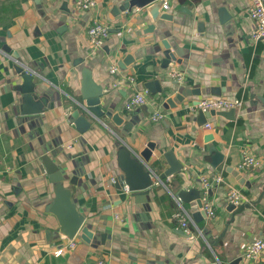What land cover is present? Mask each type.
<instances>
[{
  "label": "crops",
  "instance_id": "crops-1",
  "mask_svg": "<svg viewBox=\"0 0 264 264\" xmlns=\"http://www.w3.org/2000/svg\"><path fill=\"white\" fill-rule=\"evenodd\" d=\"M11 1L16 2L18 13L9 7ZM123 1L96 0L92 8L75 11L72 0H3L0 264H264V252L255 259L243 254L249 242L264 237V196L230 220L227 185L213 184L208 193L213 216L198 221L191 216L184 228L173 216L180 206L189 208L177 192L195 187L201 193L202 175L221 172L227 183L248 193L246 201L256 198L264 184V102L260 99L264 98V38L254 41L250 36L253 21L248 0H166L163 10L169 18H158L151 31H145L151 21L145 8L114 13ZM94 15L110 26L101 48H93L86 34ZM163 39L176 59L165 62ZM129 54L134 60L121 69L118 60ZM17 63L40 75L37 98L45 97L47 102L29 120H22L20 113ZM112 63L117 65L115 72L110 70ZM83 65L103 86L101 106L131 122L129 128L107 116L101 120L89 114V128L83 132L75 128L69 116L81 100ZM129 75L133 81H120ZM152 78L159 79L166 91L148 92L144 104L126 109L130 95L145 89L144 82ZM184 87L197 88L200 94H186L175 107L164 108V98ZM216 96L239 98L242 105L235 108L234 118L207 113L202 121L193 100ZM156 108L165 116L152 121L149 114ZM122 138L134 152L154 142L147 164L157 174L170 167L164 156L168 150L183 166L154 180L141 194L118 188L114 177L121 172L116 152ZM211 145L223 154L216 167H210ZM245 150L261 159L259 167L237 168ZM45 156L61 174L75 176L76 184L53 180ZM226 166L239 170L250 187L240 185ZM59 189L67 191L71 201L75 199L93 235L84 241L76 234L74 247L55 254L69 239L59 229L56 213L62 206L55 202Z\"/></svg>",
  "mask_w": 264,
  "mask_h": 264
},
{
  "label": "water",
  "instance_id": "water-1",
  "mask_svg": "<svg viewBox=\"0 0 264 264\" xmlns=\"http://www.w3.org/2000/svg\"><path fill=\"white\" fill-rule=\"evenodd\" d=\"M39 1V0H38ZM165 0H124L122 4L113 8L115 14L122 10H130L133 7L145 8V11L149 13L151 21L147 24L145 31L153 30L155 22L158 18H169L168 12L163 10ZM62 8L67 10L66 6ZM164 44V49L162 50L164 54L165 62L170 59H176L174 52L170 48L169 43L166 40H162ZM3 49L9 50V48L3 45ZM83 58H80L82 61ZM134 58L132 56L126 55L124 58L118 60V66L123 69L127 64L132 62ZM177 61H179L177 59ZM77 62V61H76ZM15 72H17L21 78V82L16 85V89L21 94V102L19 103L20 113L24 118L22 120H29V115L38 113L46 108L47 102L45 97H38L37 84L39 80V74L33 70V68L26 66L21 63H17L15 66ZM81 83H80V96L77 102V107L70 112V120L73 122L75 128L79 132L85 131L89 128L91 122L88 119V114L91 117L102 118L107 116L113 120L116 124H123L124 128H129L131 122H123L124 118L117 112H111L110 110H104L101 106V96L103 95V86L98 84L93 80L91 68L87 65H83L80 69ZM37 78V79H34ZM143 86L151 95L163 94L166 89L162 88L159 79L152 78L144 82ZM186 94H200L197 88L184 87L171 96H166L162 101L164 108L175 107L178 103L182 102ZM36 98L38 100H36ZM264 102V98H260ZM198 100H193V104H196ZM83 111L84 113H81ZM235 108L229 109H209L208 111H203L199 108L198 114L202 116V121L206 120V115L208 114H220L226 117L234 118ZM120 136V135H119ZM123 137V136H120ZM122 144L118 147L116 152L117 164L120 169L119 176L114 177L115 186L118 188H127L129 191H138L139 194L146 191V189L154 184L155 179L162 180L165 176L172 174L176 170L180 169L183 164L177 162L172 151L168 150L164 152V156L170 163V167L166 168L162 172L156 173L155 170H151L148 166V161L152 154L154 148V142L148 141L146 146L139 152H134L127 146L124 139L122 138ZM210 151L213 153V159L211 161L210 167H216L222 160L223 154L217 150L214 145L210 146ZM45 161L47 171L51 174V178L56 181H61L63 179H69L70 183L76 184L74 177L68 178L59 172L57 165L50 160L47 156L43 157ZM58 169V170H57ZM226 170L229 171L237 180L240 185L250 187V181L236 168L232 166H226ZM60 173V174H59ZM211 194V190L208 191ZM67 191L62 189L58 190V196L56 198V204H60L62 207L57 209V216L59 218V229L68 238L75 237L77 234L82 240L89 241L93 235V231L86 222L85 216L80 213V210L75 207V199L72 201L67 197ZM177 196L181 202H186L189 204L188 211L191 212V216L195 221L201 218H205V213L200 210L202 201L201 193L198 188H182L177 192ZM264 196V184H262L261 189L256 196L248 201L241 202L239 204H234L228 202L226 204V209L231 213V219H233L234 214L242 211L246 207L255 205ZM61 209V210H60ZM60 210V211H59ZM229 220V221H230ZM103 236V234H101Z\"/></svg>",
  "mask_w": 264,
  "mask_h": 264
},
{
  "label": "built area",
  "instance_id": "built-area-1",
  "mask_svg": "<svg viewBox=\"0 0 264 264\" xmlns=\"http://www.w3.org/2000/svg\"><path fill=\"white\" fill-rule=\"evenodd\" d=\"M96 0H72L73 9L75 11H82L85 9H90L95 6ZM168 3L164 1V7H167ZM247 12L249 17L253 21V27L251 29L250 36L252 40L256 41L261 38H264V0H248ZM110 33V26L103 20L99 19L97 16H93L91 18L90 23L86 27L87 38L93 48H101L103 47L106 39L108 38ZM110 70L115 72L117 70L116 63H112L110 66ZM172 75L180 77V72H172ZM133 81V77L131 75L126 76L125 78H121L120 81ZM147 89H138L130 95L125 103V108L130 110L136 106L144 104L147 101ZM242 101L239 98H231L226 96H216V97H203L198 100L196 104H192L193 109L200 108L202 110H221V109H229V108H238L241 107ZM165 116V112L160 108H156L149 114V118L152 121H159L163 119ZM207 127H211L209 122L205 123ZM261 165V159L255 154L244 151L242 154V158L237 165L239 170H247L254 169ZM158 179V178H157ZM156 180V179H155ZM159 181V180H157ZM202 183L201 186V207L202 211L205 213V216L211 217L215 213L214 204L209 197L208 190L211 185L222 184L225 183L227 185L226 190V199L228 202H232L234 204H239L241 202L246 201V197L243 194L242 190L233 185L226 182L225 177L221 172L213 173L210 176L202 175L200 178ZM174 218L177 220L181 227H187L189 221L192 220L190 212L180 206L178 210L173 214ZM75 237L69 238L67 245L62 244L54 250L55 254H61L66 246L74 247L75 246ZM262 252H264V237H257L253 239L246 246L243 254L245 258L255 259L259 257ZM99 261L96 264H101Z\"/></svg>",
  "mask_w": 264,
  "mask_h": 264
},
{
  "label": "trees",
  "instance_id": "trees-1",
  "mask_svg": "<svg viewBox=\"0 0 264 264\" xmlns=\"http://www.w3.org/2000/svg\"><path fill=\"white\" fill-rule=\"evenodd\" d=\"M1 6H4V5H1ZM1 6H0V11L3 10V8ZM9 7L11 9H13L14 13H18L19 12V8H18V6H16V2H14V1L9 2ZM243 194L246 196L248 193L247 192H243Z\"/></svg>",
  "mask_w": 264,
  "mask_h": 264
},
{
  "label": "rangeland",
  "instance_id": "rangeland-1",
  "mask_svg": "<svg viewBox=\"0 0 264 264\" xmlns=\"http://www.w3.org/2000/svg\"><path fill=\"white\" fill-rule=\"evenodd\" d=\"M3 4V0H0V6Z\"/></svg>",
  "mask_w": 264,
  "mask_h": 264
}]
</instances>
